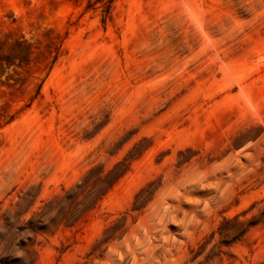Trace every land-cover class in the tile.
<instances>
[{
  "label": "rangeland",
  "instance_id": "374dc122",
  "mask_svg": "<svg viewBox=\"0 0 264 264\" xmlns=\"http://www.w3.org/2000/svg\"><path fill=\"white\" fill-rule=\"evenodd\" d=\"M0 264H264V0H0Z\"/></svg>",
  "mask_w": 264,
  "mask_h": 264
}]
</instances>
